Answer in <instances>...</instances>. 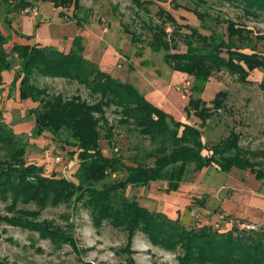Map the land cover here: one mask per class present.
I'll use <instances>...</instances> for the list:
<instances>
[{"label":"trees","instance_id":"1","mask_svg":"<svg viewBox=\"0 0 264 264\" xmlns=\"http://www.w3.org/2000/svg\"><path fill=\"white\" fill-rule=\"evenodd\" d=\"M42 1H50L55 7L65 9L73 7L74 17L81 7V0ZM134 1L142 5L152 2ZM237 1L243 4L248 14L257 16L264 13V0ZM20 2L24 7H28L32 0ZM157 14L164 19L160 24L149 27L151 32L149 46L154 51H166L164 59L167 64L176 71L194 77L196 83L199 80L205 82L214 72L221 70L238 74L240 79L246 80L252 70L264 68L263 55L240 50L232 42L224 39L214 44L213 34L207 36L192 28L191 33L183 32V27L190 29V26L179 24L176 17L162 6H159ZM7 17L6 13L5 22ZM75 18L79 27L87 21ZM167 21L174 25L172 32L165 27ZM122 26L132 36V43L136 46L141 38L136 32ZM241 30L229 22L228 38L236 32L240 33ZM192 35L202 44L197 46L191 43L189 39ZM182 36L187 49L177 51V39H180L179 37L182 39ZM82 40L81 36H76L73 47L67 53L53 45L15 43L11 48L12 54H17L22 60L21 72L15 75L11 83L18 81L21 99H41L39 105L42 110L37 109L33 133L40 139L46 129L55 134L70 131L78 141L77 155L81 162V181L75 182L64 176H50L43 164L27 159L28 139L25 138V132H16L4 119L0 108V139L3 138L1 143L9 144L10 147L7 148V157H0L2 196L7 197L10 193L15 202L19 199L26 202L34 201L41 208L48 204L57 205L63 200L72 201L70 199L72 196L76 200H84V204L91 208L95 225L102 226L103 222L108 221L116 228L126 229L127 244L123 249L130 254L134 253L131 246L137 231H143L155 245L169 250L182 246L184 252L179 257L180 264H264L263 226L258 230H247L237 226L229 230H221L210 225L187 227L179 218L174 219L164 212L149 210L137 199H131L128 194L130 186L146 185L153 180L166 181V191L177 190L190 163H194L197 169L216 165L226 172L233 168L250 169L257 179L264 180V149L242 147L240 132L234 129L225 138L207 145L203 139V131L198 125L176 119L149 101L131 83L112 76L97 63L85 58ZM5 43L6 36L0 26V92L4 84V72L12 68V60L9 58L11 54L6 51ZM137 48V54L142 55V49ZM36 73L76 80L88 86L92 94L100 95V99L90 103L79 96L65 99L58 95L53 100L45 101L44 108L45 88L31 82ZM261 85L264 88V83ZM227 96L225 90L217 92L210 105L202 97L192 94L185 107V113L188 117L193 113L205 123L225 106ZM110 105L121 108L124 116L121 118L122 122L132 119L143 135L152 137L169 135L173 146L158 153L151 165L139 163L131 165L120 155L107 156L100 144L102 136L99 123L103 120L106 124L105 137L111 142L114 128L105 116V106ZM121 171H126V174L114 176ZM3 220L13 222L23 229L39 231L42 236L52 238L60 245L69 242L76 251L78 250L72 233L46 224L48 223L46 220L22 217L16 219L6 217ZM126 264L137 263L130 257Z\"/></svg>","mask_w":264,"mask_h":264},{"label":"rangeland","instance_id":"2","mask_svg":"<svg viewBox=\"0 0 264 264\" xmlns=\"http://www.w3.org/2000/svg\"><path fill=\"white\" fill-rule=\"evenodd\" d=\"M40 1L42 0H32L30 6L24 7L20 0H0V26L6 36L5 49L8 54H11L9 55L12 60V68L9 70L13 75L11 77L20 73L22 67L21 58L11 52L17 38V27L10 25L11 18L14 19L15 24H18L17 20L20 15H38L32 8L37 6L39 10ZM151 1V4L142 5L134 0H81V7L75 17L101 25V29L111 27L112 23L116 25L117 22H121V26H126L141 38L136 44L137 47L154 51L148 44L151 38L149 27L163 21L164 18L157 14L159 6H162L176 17L179 24L190 26V29L183 27V32L191 33L194 29L207 36L213 34L215 38L212 43L214 44L224 39L232 42L240 50L256 52L264 56V13L257 16L248 14L243 4L237 0ZM26 8L30 9L25 13ZM46 8V5L44 7L42 5L43 10ZM66 12H68L67 16L74 18L73 7L65 9L64 14ZM6 13L8 17L5 22ZM229 22L242 29L240 33L236 32L229 37L230 39L227 31ZM165 27L172 32L174 25L167 21ZM123 31L126 32L124 27ZM126 33L128 37L123 42H132V36ZM179 38L177 39V51H186L187 46L183 36L182 39ZM189 40L197 46L202 44L194 35ZM161 51L166 53L164 50ZM7 76L9 75L6 73L4 84L5 80H8ZM187 79L192 80L191 94H196L194 95L196 97L202 94L210 105H212L210 101L217 92L225 90L228 95L225 106L205 123H202L193 113L189 117L185 113L182 117V120L196 124L202 129L205 142L210 144L218 141L234 129L240 132V144L243 147L264 149V88L261 85L264 83V68H255L246 80L240 79L238 74L227 70L216 71L208 80L205 82L199 80L197 84L194 77L185 78L182 82ZM31 82L40 88H45L44 108L45 101L53 100L58 95H62L65 99L79 96L90 103L100 99V95L92 94L88 86L80 85L77 81L46 78L36 73ZM4 84L0 92V108L4 119L16 132L20 129L25 132V138L28 139L27 159L43 164L50 176H64L75 182L81 181L77 139L68 130L55 134L50 129H46L43 136L38 139L33 133V127L37 118V109L42 110L39 105L41 99H21L25 102H12L8 110L7 100L13 95L12 92L16 90V87L18 88V81L7 84L11 87L7 95L4 94ZM201 86H203L202 90H200ZM120 110L121 108L115 105L105 106V116L114 129L112 141L109 142L105 137L106 124L101 119L99 123L102 136L100 144L104 154L107 156L120 155L131 164L151 165L158 153L173 146L169 135L156 137L143 135L132 119L122 122L121 118L124 116ZM15 123L21 126L12 125ZM2 139H0V157L6 158L7 148L10 149V147L9 144L1 143ZM58 156L62 159L57 160ZM124 174L126 171L117 172L114 176L119 177ZM13 199L10 193L7 197H3L0 193V218H2L0 221V264H86L87 262L90 264H126L130 257L134 258L137 264H180L179 257L184 252L182 246L169 250L155 245L143 231H137L134 237L131 246L134 253L124 252L127 244L126 229L116 228L108 221L103 222L102 226L95 225L91 208L84 204V200H76L74 196L70 198L72 201L63 200L57 205L48 204L42 208L34 201L26 202L19 199L15 202ZM33 214L36 215L33 216ZM6 217L46 220L48 221L46 224L72 233L78 250L76 251L69 242L60 245L54 239L42 236L39 231L23 229L13 222H6L3 220Z\"/></svg>","mask_w":264,"mask_h":264},{"label":"crops","instance_id":"3","mask_svg":"<svg viewBox=\"0 0 264 264\" xmlns=\"http://www.w3.org/2000/svg\"><path fill=\"white\" fill-rule=\"evenodd\" d=\"M43 2H39L38 15H20L18 24L10 17V25L17 27L16 43L53 45L67 53L73 47L75 37L81 36L85 58L97 63L112 76L131 83L153 104L182 120L188 101L177 90V84L192 76L172 69L164 59L165 53L143 48V54L138 55V48L132 42H123L128 34L123 31L121 22H117L118 26L112 23L111 27L101 29V25L87 20L79 27L75 17L67 16L68 12L60 13L65 8L55 7L50 1ZM42 5H46V10L42 9ZM6 73L9 76L5 80L4 94L7 95L11 88L7 84L14 77H11L10 71L4 72V77ZM12 94L6 103L8 110L12 102H25L21 100L17 87ZM200 95L198 97L203 98ZM12 125L21 126L19 123ZM166 187V181L153 180L146 185L130 186L128 194L149 210L164 212L174 219L179 218L187 227L210 225L229 230L233 226L241 228L243 222H254L264 228V180L257 179L250 169L233 168L226 172L216 165L197 169L194 163H190L178 189L166 191Z\"/></svg>","mask_w":264,"mask_h":264},{"label":"built area","instance_id":"4","mask_svg":"<svg viewBox=\"0 0 264 264\" xmlns=\"http://www.w3.org/2000/svg\"><path fill=\"white\" fill-rule=\"evenodd\" d=\"M30 8H26L24 10V12H28ZM34 13L37 14L38 8L37 6H35L34 8H32ZM191 88H192V80L191 79H187L185 81H183L179 86H177V90L181 93V96L183 98H187L190 96L191 94ZM62 159V157L58 156L57 160ZM261 227V225L254 223V222H243L241 224V228L243 229H247V230H258Z\"/></svg>","mask_w":264,"mask_h":264}]
</instances>
